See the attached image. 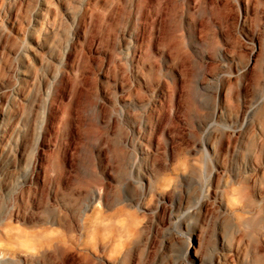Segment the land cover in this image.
I'll use <instances>...</instances> for the list:
<instances>
[{"label":"rangeland","instance_id":"rangeland-1","mask_svg":"<svg viewBox=\"0 0 264 264\" xmlns=\"http://www.w3.org/2000/svg\"><path fill=\"white\" fill-rule=\"evenodd\" d=\"M3 218L130 236L0 264H264V0H0Z\"/></svg>","mask_w":264,"mask_h":264},{"label":"bare ground","instance_id":"bare-ground-1","mask_svg":"<svg viewBox=\"0 0 264 264\" xmlns=\"http://www.w3.org/2000/svg\"><path fill=\"white\" fill-rule=\"evenodd\" d=\"M98 214L96 215L99 216ZM47 223L49 225H46L47 227L42 225L36 230H25L6 218L0 219V259L23 257L33 261L50 251H58L62 246L77 247L88 258L107 252L108 256L115 259L120 255L130 236L121 230L124 229L125 223L122 226L110 220L90 219L81 224L84 236L73 242L63 231L57 229L56 225L59 222L55 219L48 220ZM188 255L187 251L181 260Z\"/></svg>","mask_w":264,"mask_h":264}]
</instances>
